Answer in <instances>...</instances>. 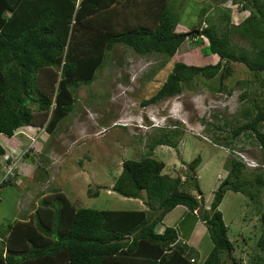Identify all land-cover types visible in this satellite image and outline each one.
<instances>
[{"label":"trees","instance_id":"16d2710c","mask_svg":"<svg viewBox=\"0 0 264 264\" xmlns=\"http://www.w3.org/2000/svg\"><path fill=\"white\" fill-rule=\"evenodd\" d=\"M230 1L247 10L238 22L230 21L226 6L219 7L215 19L210 21L207 16L204 26L185 31L176 28L181 3L170 0H0V133L10 136L16 127L27 124L43 125L49 134L54 131L57 121L73 106L72 86L94 78L114 43L139 54L172 56L190 37L199 46L200 56L214 58V62L174 60L164 80L142 102L176 94L194 76L214 78L216 90L230 92L224 83L228 63L241 62L262 89L255 85L251 96L240 93L239 98L247 103L239 108L243 121L231 128L229 137L251 133L263 146L264 131L259 127L264 124V0ZM178 131L170 127L169 136L162 131L151 136L146 152L122 159L113 177L110 189L139 197L146 207L75 206L64 192L52 187L37 198L28 215L0 227V264H223L225 258L239 264L241 259L232 257L233 245L218 209L226 189L239 191L254 203L259 253L248 260L263 264L264 169L246 177L242 160L231 157L205 207L195 175L191 178L197 194L185 186L190 174L181 178L162 172L164 162L151 155L155 144L176 146L170 136ZM29 142L28 148L37 157L39 147ZM4 152L0 142V156ZM199 160L194 156L187 167L192 170ZM15 176L16 170L0 182V188L15 183ZM177 204L187 209L184 219L198 217L205 225L211 247L199 262L198 251L178 239L174 226L154 229Z\"/></svg>","mask_w":264,"mask_h":264},{"label":"rangeland","instance_id":"374dc122","mask_svg":"<svg viewBox=\"0 0 264 264\" xmlns=\"http://www.w3.org/2000/svg\"><path fill=\"white\" fill-rule=\"evenodd\" d=\"M170 1L175 5L181 3L180 24L176 28L185 31L204 26L207 16L210 21L215 19L219 7L226 6L229 9V18L233 23L247 14V10L239 9V5L230 0ZM182 43L172 56L156 52L139 54L126 45L114 43L101 66L94 72V78L88 83L72 86L75 96L73 106L57 121L54 131L50 134L45 132L46 140H42L41 136H38L36 143L34 140L38 133L43 132V125L16 127L11 135L22 139L16 145L4 138L7 135L0 133V142L4 143L5 151L17 152V160H20L14 168L17 176L23 180L27 175L30 176L28 171L20 173V168L31 163L44 166L48 171V175L45 174L47 178L42 181L33 179L21 183L18 181L16 184L11 182L0 188V227L9 220L32 211L40 194L38 188L48 191L57 187L75 206L113 209L145 207L143 199L123 196L108 187L119 171L122 159L138 158L146 152L151 136L159 131L169 136L170 127L179 130L174 136H170V139H176V146L155 144L151 155L164 162L162 172L179 175L181 178L190 174L185 186L193 194H197L191 178L195 175L204 203L211 198L212 190L226 174L231 157L242 160V174L246 177L264 169V145L260 146L253 134L241 132L235 137H229L231 128L243 121L239 108L246 100L239 98L240 93L245 91L246 95L251 96L252 88L258 84L253 81L250 71L243 63H228L230 70L224 83L231 87L230 92L216 90L214 78L194 76L182 83L180 92L152 103L142 102L164 80L174 60L192 64L214 62V58L200 56L199 46L193 38L189 37ZM245 79L247 82L243 83ZM257 87V90L262 89ZM161 107L163 111L168 108L170 113L169 117H163L164 120L159 121L165 123L164 127L145 124L136 126V122L145 121V113L156 116ZM112 121L116 124H111ZM259 128L264 131V124ZM40 139L42 144L39 151H43L37 152L35 157L34 149L28 148L31 145L29 141L34 140L38 146ZM49 148L51 159L44 152ZM194 156H199L200 160L191 170L187 167V162ZM52 159L54 165L50 163ZM0 161H3L2 155ZM36 161L41 162L39 164ZM55 165L56 168L53 169ZM33 185L34 188L28 190ZM94 190H97L96 194L92 193ZM261 196L264 208V192ZM253 204L241 192L226 189L218 205L227 226L226 234L233 245L232 257L238 261L241 259L239 264H249L250 256L255 252L259 253L255 246L259 226ZM180 212L181 206L167 211L163 225H172L178 231L185 230L189 216L181 219ZM196 238L199 254L196 262H199L211 247L203 224H199ZM262 257L264 264L263 254ZM223 264L234 263L225 258Z\"/></svg>","mask_w":264,"mask_h":264},{"label":"crops","instance_id":"0c3cea01","mask_svg":"<svg viewBox=\"0 0 264 264\" xmlns=\"http://www.w3.org/2000/svg\"><path fill=\"white\" fill-rule=\"evenodd\" d=\"M43 132H40V133H38V135H37V138H38V136H41V139L43 140V138H44V134H45V130H42ZM4 138L6 139V138H8V142L9 143H14L15 145H16V143H18L19 142V140H22V139H18L15 135H11V136H4ZM40 139V141H38L39 142V146H40V144H42V140ZM44 140H46V137L44 138ZM37 142V139H36V141H35V143ZM2 144H4V143H2ZM5 146V145H4ZM38 146V147H39ZM43 150H41L40 149V151L39 152H42ZM44 152H47V155H49V157H50V159H51V149L49 148V150H44ZM43 157H45L46 158V156L44 155V154H41ZM53 159H54V157H53ZM52 159V160H53ZM39 163L40 164V162L41 161H36V163ZM52 162H54V160L53 161H50V163H52ZM53 165H54V163H52ZM29 166H27L26 164H25V166H23V168H20V173H22V171H28L29 172V174H30V176H28L27 175V177L23 180V178H21L20 176H15L16 178H15V183L17 182L18 183V181L21 183L22 181H28V180H33V179H35V180H37V179H39L38 181H42V180H44V179H46L47 178V176L45 177V174H47L48 175V171H47V169L44 167V166H41V165H38L37 164V166H35L34 164H28ZM53 169H55L56 168V165L54 166V167H52ZM35 170H37V172L35 171ZM38 175H40V176H38ZM19 183V184H20ZM26 184V183H25ZM24 184V185H25ZM23 185V186H24ZM32 188H34V185L30 188V189H28V190H32ZM45 191L44 190H40L39 188H38V193H40L38 196H40V195H42L43 193H44ZM33 194V193H32ZM31 194V195H32ZM211 195H212V192H211ZM211 199V198H210ZM210 199L208 200V201H205V203H204V201H203V203H204V206L205 207H207L208 206V203H209V201H210ZM145 205V204H144ZM219 205V204H218ZM176 206H181V212H180V217H181V219L183 218V216H185V213L187 212V209H186V207L184 206V205H181V204H177V205H175L174 207H176ZM145 207H146V205H145ZM174 207H172V208H174ZM144 208V207H143ZM172 208L170 209V210H172ZM170 210H168V211H170ZM166 214H167V212H165V214L162 216V218H161V220L159 221V222H157L156 223V225H155V227H154V229H155V231H161L162 229H163V227L165 226V225H163V220H164V218H165V216H166ZM28 215V214H27ZM183 215V216H182ZM188 219H189V222H188V224H187V226H186V228H185V230L184 229H182V230H180V231H178V235H177V237H178V239H180L181 238V241H183L184 243H186L187 245H191V246H193L197 251H198V241H196V230H197V228L199 229V224H203V226L205 227V225H204V223H203V221L200 219V218H198V217H196V219L195 220H193L192 221V218L189 216L188 217ZM172 226V225H171ZM157 227V228H156ZM181 228V227H180ZM184 230V231H183ZM181 234H182V236H181ZM197 258H199V254H198V257ZM203 259V258H202Z\"/></svg>","mask_w":264,"mask_h":264},{"label":"clouds","instance_id":"9594fccd","mask_svg":"<svg viewBox=\"0 0 264 264\" xmlns=\"http://www.w3.org/2000/svg\"><path fill=\"white\" fill-rule=\"evenodd\" d=\"M174 95V94H173ZM168 96H171V95H168ZM166 96V97H168ZM146 98V97H145ZM144 98V99H145ZM164 98V97H163ZM162 98V99H163ZM161 99V98H159ZM158 100V99H157ZM144 103V102H143ZM148 103H152V102H148ZM166 110V109H165ZM145 116H146V119L143 123H140V122H136V126L138 127H141V124H145V125H149L150 127L151 126H155V127H164V122H159L160 120H164L163 117H169L170 116V113H169V110L167 108L166 111H163V107L160 108L159 111L156 112V116L155 114H150L149 112L145 113ZM111 124H116L115 121H112ZM44 130V129H43ZM45 132L47 134H49L46 130ZM37 136H35L34 140H36ZM33 140V141H34ZM39 146V145H38ZM6 150V149H5ZM109 188V187H108Z\"/></svg>","mask_w":264,"mask_h":264},{"label":"built area","instance_id":"2783aa9c","mask_svg":"<svg viewBox=\"0 0 264 264\" xmlns=\"http://www.w3.org/2000/svg\"><path fill=\"white\" fill-rule=\"evenodd\" d=\"M6 152V153H5ZM4 154H2L3 157V163H2V174H0V182L5 179L8 175L13 174L14 168L16 167V164L18 161L17 152H7L5 151Z\"/></svg>","mask_w":264,"mask_h":264}]
</instances>
